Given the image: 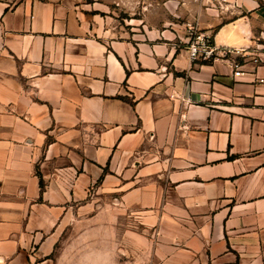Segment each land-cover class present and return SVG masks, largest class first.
<instances>
[{"label": "crops", "instance_id": "obj_1", "mask_svg": "<svg viewBox=\"0 0 264 264\" xmlns=\"http://www.w3.org/2000/svg\"><path fill=\"white\" fill-rule=\"evenodd\" d=\"M225 7L236 80L107 0H0V264H264V0Z\"/></svg>", "mask_w": 264, "mask_h": 264}, {"label": "rangeland", "instance_id": "obj_2", "mask_svg": "<svg viewBox=\"0 0 264 264\" xmlns=\"http://www.w3.org/2000/svg\"><path fill=\"white\" fill-rule=\"evenodd\" d=\"M107 1L110 2L111 11L114 13L115 24L121 26L130 36L141 34L147 27L150 28L155 24L184 31L186 24L197 23L199 29H204L208 24L204 13L214 15L216 9L220 12L226 11V0H220L221 3L219 0ZM68 242L71 243L72 241Z\"/></svg>", "mask_w": 264, "mask_h": 264}, {"label": "built area", "instance_id": "obj_3", "mask_svg": "<svg viewBox=\"0 0 264 264\" xmlns=\"http://www.w3.org/2000/svg\"><path fill=\"white\" fill-rule=\"evenodd\" d=\"M180 42L187 45L188 55L191 61H210L213 59L227 58L233 67L232 77L236 80L241 74V66L231 58L234 50L228 47L216 46L213 42L212 33L205 29H199L197 23L186 24L182 35H177ZM257 59H254L256 62Z\"/></svg>", "mask_w": 264, "mask_h": 264}, {"label": "trees", "instance_id": "obj_4", "mask_svg": "<svg viewBox=\"0 0 264 264\" xmlns=\"http://www.w3.org/2000/svg\"><path fill=\"white\" fill-rule=\"evenodd\" d=\"M41 185H42V183H41Z\"/></svg>", "mask_w": 264, "mask_h": 264}]
</instances>
